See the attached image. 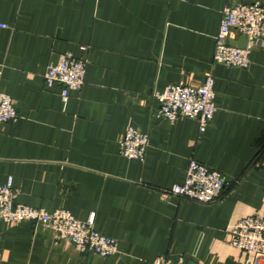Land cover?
<instances>
[{
  "label": "crops",
  "instance_id": "obj_1",
  "mask_svg": "<svg viewBox=\"0 0 264 264\" xmlns=\"http://www.w3.org/2000/svg\"><path fill=\"white\" fill-rule=\"evenodd\" d=\"M241 1L251 0H0V89L17 110L0 124V184L12 176L16 203L92 216L118 242L101 257L43 225L1 223L0 264L178 255L186 264H246L225 229L264 212V45L246 68L213 62L222 8ZM64 52L86 59L85 82L66 102L43 78ZM207 73L217 109L204 131L195 119L155 116L153 90L196 86ZM128 126L148 135L143 160L119 154ZM191 158L223 174L216 202L161 195L183 181Z\"/></svg>",
  "mask_w": 264,
  "mask_h": 264
},
{
  "label": "built area",
  "instance_id": "obj_2",
  "mask_svg": "<svg viewBox=\"0 0 264 264\" xmlns=\"http://www.w3.org/2000/svg\"><path fill=\"white\" fill-rule=\"evenodd\" d=\"M218 32L215 36L213 62L225 66L246 68L250 53L256 46L264 45V0L241 1L225 5L221 11ZM0 27L6 25L0 22ZM245 36V46L230 44L229 41ZM84 49V48H82ZM86 59L75 57L71 52L61 54L57 62H50L43 74L47 87L60 86V98L66 102L85 82ZM1 73V69H0ZM214 77L207 73L201 84L185 85L169 83L160 90H153L157 100L156 117L175 121L180 117L195 119L199 131H204L217 109L214 101ZM17 117L12 98L0 89V124ZM149 143L148 135L136 127L128 126L118 139L119 154L127 158L143 160ZM225 185L223 174L214 168L191 158L188 161L182 182L173 183L161 190V195L175 196L202 204L216 202ZM30 221L43 225L58 238L67 239L80 253H93L101 257L111 256L118 251L115 238L97 231L93 217L83 221L69 210L47 211L16 203L13 193V178L7 176L0 184V224H17ZM225 241L247 253L246 264H259L264 258V212H255L238 220L225 229ZM150 264H186L182 255L175 258L158 256Z\"/></svg>",
  "mask_w": 264,
  "mask_h": 264
},
{
  "label": "water",
  "instance_id": "obj_3",
  "mask_svg": "<svg viewBox=\"0 0 264 264\" xmlns=\"http://www.w3.org/2000/svg\"><path fill=\"white\" fill-rule=\"evenodd\" d=\"M230 42V44H233V45H237V46H245V44H246V38H245V36H240L237 40H231V41H229Z\"/></svg>",
  "mask_w": 264,
  "mask_h": 264
}]
</instances>
